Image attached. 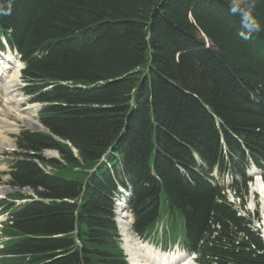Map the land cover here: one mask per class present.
Segmentation results:
<instances>
[{"label": "trees", "instance_id": "16d2710c", "mask_svg": "<svg viewBox=\"0 0 264 264\" xmlns=\"http://www.w3.org/2000/svg\"><path fill=\"white\" fill-rule=\"evenodd\" d=\"M0 26L33 91L54 85L38 100L59 140L26 131L20 144L62 159L34 156L51 174L20 163L14 183L41 200L15 213L23 238L5 263L125 264L114 199L131 186L140 235L165 191L201 263L264 264L253 219L209 183L238 160L245 178L239 139L264 168V0H0Z\"/></svg>", "mask_w": 264, "mask_h": 264}, {"label": "bare ground", "instance_id": "6f19581e", "mask_svg": "<svg viewBox=\"0 0 264 264\" xmlns=\"http://www.w3.org/2000/svg\"><path fill=\"white\" fill-rule=\"evenodd\" d=\"M11 33H12V30H9L8 33H6L7 40L10 37ZM12 48L14 49V51H16L20 55L21 59L23 60V55L15 47H12ZM6 57L8 60L16 61V59L12 53L6 54ZM5 60H6L5 58L0 57V63L2 61L4 62ZM17 62H18L17 63L18 65L23 64L22 61L18 60ZM23 62H24L25 68H26V62L24 60H23ZM5 65H7V66H5V68L0 70V129H5L8 131H12V132H14L16 130L15 122L9 121L7 118L2 116L4 114H6V115L13 114L18 119H23L27 125L36 127L37 124L32 119V113H33L32 109L34 110V106L23 108V110L25 112L22 113L21 109H20V103H21L22 99L18 95L10 94L11 92L8 88V82L10 81L11 83H14L17 80V75H13L12 79L8 80V78L10 77L9 73H10L11 69H10V66L8 64H5ZM4 75H6V76H4ZM2 78H4V80H2ZM0 133L2 134V135L0 134V150L4 149L6 147L14 146V143L11 142L9 139H7V140L3 139L5 136L3 135V133L1 131H0ZM250 165L253 166L255 164L249 160L248 166L244 167V170H243L246 181L244 180L245 178L240 173L237 172V174H240L242 177V185H245L244 182L247 185V183H249L251 180L250 177H247L248 168ZM262 165L264 167V162H262ZM255 166L262 170V171H259L256 176L259 175L264 180V177H263L264 168L258 167L257 165H255ZM234 174H235V172H233V170L230 168H228L225 171V175L228 177L233 176ZM256 180L262 181L259 177H257ZM260 181H257L256 187H257V190H259L262 194H264V185L262 183L263 181L262 182H260ZM124 188L125 187H123V186L119 187V189L117 191V196L121 195L120 189H124ZM128 188H131V186H128ZM128 188H126V193H127ZM221 190H222V188H221ZM7 191H8L7 188L0 187V194H3ZM117 196L114 199L115 220H116V223L118 226L117 216H116L117 206H118V213H120L119 220H120V226H121V235H122V239L124 238L123 242L125 241V247L127 248V251L130 255L131 264H168V263L173 262V261L175 263L178 262V260L182 256V252L175 251L172 253H159L156 251V249L153 245L140 241L133 234L132 229L130 227L131 221L128 219L129 216L126 214V212H124L125 203L120 202V205H118L119 201L116 200V199H118ZM226 201L230 202L228 199ZM230 203L232 205H234L232 201ZM123 215H125V216H123ZM254 219H253V225H254ZM163 226H166V223L158 226L155 229L152 237L145 235V239H147V238L153 239V241H158L159 243H161V245H164V242H166L167 240L163 239L161 237V235L157 233V232L163 231ZM175 229H177V228L175 227ZM258 230L261 232V234L263 233L260 228ZM118 231H119V226H118ZM74 234H77V229L74 232ZM262 236H263V234H262ZM263 238H264V236H263ZM174 239H176V238H174ZM184 264H192V263H191V261L188 260Z\"/></svg>", "mask_w": 264, "mask_h": 264}, {"label": "rangeland", "instance_id": "374dc122", "mask_svg": "<svg viewBox=\"0 0 264 264\" xmlns=\"http://www.w3.org/2000/svg\"><path fill=\"white\" fill-rule=\"evenodd\" d=\"M2 80H4V78H2ZM20 106H21V103H20ZM35 119L37 120L38 117H36ZM24 126H25V124H24ZM15 152L16 151H14V150H10V151H5V154H1L0 153V155H4V157H1L0 156V161L1 160H9V157H7L6 154L15 155ZM55 155H57V153H56V151L53 150L47 156L48 157H53ZM2 164H3V162H2ZM259 171H262V170L259 169V168H257L255 165H253V166L250 165L249 168H248V175H247V177L252 178L251 176H256ZM1 172L2 171L0 170V174H1ZM263 177H264V174H263ZM220 183H221V181H220ZM0 185L3 186V181H2L1 178H0ZM247 185H248V183H247ZM247 185H242L241 184L242 191H244V188ZM227 195H228L229 201L230 202L232 201L233 204H234V207L239 210V215L248 214L252 218L255 217V219H254V227L256 229H259L260 228L262 230V232H263L262 234L264 236V194H262L259 190H257L256 185H251V186L248 185L247 196L244 193H242L239 196V198H238L232 192L230 194H227ZM165 206H166V203H165V201H163L162 202V207H161L162 208V213L165 212ZM180 235L183 238V236L185 235V230L184 229H182L180 231Z\"/></svg>", "mask_w": 264, "mask_h": 264}]
</instances>
